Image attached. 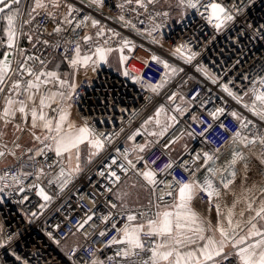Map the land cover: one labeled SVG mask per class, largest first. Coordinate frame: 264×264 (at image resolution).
<instances>
[{
	"label": "snow or ice",
	"instance_id": "snow-or-ice-1",
	"mask_svg": "<svg viewBox=\"0 0 264 264\" xmlns=\"http://www.w3.org/2000/svg\"><path fill=\"white\" fill-rule=\"evenodd\" d=\"M82 2L84 8L98 14L109 7L119 9L117 15L113 17L106 14L104 19H114L130 28L149 44L158 46L163 53L165 43L169 40L163 34V29L171 14L169 11H150L161 0H116L111 5L109 0ZM254 2L208 0L201 3V0H177L182 9L181 16L187 9H195L217 33L229 29L230 25L234 28L239 23L240 27L236 29L238 37H248L251 33L252 38L258 36L264 41V22L259 26L249 23L246 15V9ZM130 13L135 14L136 22L126 15ZM142 15L150 21L143 29L138 27L145 25V20L140 18ZM0 21L4 22L3 36L6 37L0 42V47L5 49L0 55V161L11 156L20 163L15 173L8 169L0 175V183L3 184L0 193L15 188L17 195L23 194L16 203L24 204L30 199L27 192L35 189L36 196L43 203L37 205L39 212L32 211L27 216L28 223L32 224L85 171L95 170L97 176L107 180V185H103L104 190L99 194L104 197L103 204L107 208V213L100 216L104 228L99 231V235L105 237L115 230L116 235L105 245L106 248L117 246L113 255L102 260L96 254L99 249H96L89 252V259H85L78 254L77 247L64 248L61 239L52 231L45 232L48 239L65 252L71 264H264V181L251 185L248 183L253 158L264 168V127H258L252 120H246L237 111L231 110L227 115L238 121L240 128L245 131L229 134L221 120L226 115L225 107L209 109L210 100L207 97H210L211 90L206 93L207 85L200 82V87L190 89V99L179 89L173 91L167 97L173 102L171 114L165 105L157 107L153 115L148 116L127 137L128 141H135L137 137L145 135L144 142L133 143L131 148L125 147L123 150L116 147L113 155L110 145L113 137L120 133L109 135L98 131L87 117L73 119L71 111L79 87L76 78L79 70L83 68L86 72L91 68L95 71L98 66L109 63L112 53H119L122 75L134 83L142 84L145 91L159 95L160 90L174 78L187 76L182 88L193 81L194 77L188 75L187 71L192 68L262 123L264 75H260L258 80H250L252 87L243 90V95L234 92L229 87L234 83L232 80L222 82L219 76L209 73L197 61L199 53L193 50L191 39L183 35L177 38L179 42L171 41L165 54L172 61H179L181 66L170 62L164 55L153 53L150 61H140V75H134L128 67V62L134 57L126 55L125 49L131 54L137 45L121 36L119 31L103 25L94 16L84 14V9L74 0H0ZM49 22L53 25L51 31H48ZM92 29H95L94 35L90 34ZM157 32L159 36L155 35ZM45 36L55 39L50 41ZM23 39H27L30 48L22 46ZM49 48L54 52L63 48L60 54L63 59L53 63L52 58L44 56L43 50ZM64 62L72 69L71 72L61 70ZM151 63L162 66L163 72L157 83L144 84L142 77L150 70ZM239 64L241 61L237 59L225 75ZM242 79L249 80V77L242 75ZM178 96L181 103L175 104ZM245 97H250V102ZM203 113H207L210 119L202 118ZM181 119L184 121L183 130L166 140L170 130L181 124ZM189 119L191 123H188ZM9 126L14 130L11 147L2 142ZM217 126L229 139L220 147L211 148L208 137ZM123 131L121 128L120 132ZM25 136L30 147L20 143ZM185 137L193 141L199 138L201 148L192 154L187 151L185 144L183 155H188L189 159H184L183 155L169 157L162 167H155L160 157L150 159L155 155L154 150L160 147L170 152ZM229 144L234 145L231 158L218 164L221 150ZM50 154H54L55 158ZM38 157H43V161L37 160ZM33 163L40 165L35 173L24 170ZM44 165L49 169L48 172H45ZM56 168L59 171L54 174L52 170ZM130 172L138 178L131 187L136 188L138 185L149 193L146 206L134 208L129 204L131 194L119 173L131 178ZM33 175L35 178L31 183L25 185L23 181ZM45 177H48L49 187L55 184L58 188L55 197L41 186ZM9 179L11 183H8ZM237 179L240 180L238 185ZM7 194L12 195L11 192ZM228 196L233 198L230 204L227 202ZM92 204L95 206L97 199H93ZM197 204L201 207L198 208ZM204 207L207 213L215 210L214 219L203 210ZM80 210L83 211L82 208ZM95 214L94 208L89 209L82 221L77 222L76 232L90 221L94 228L99 227L94 221ZM55 227L59 229L60 224ZM69 232L75 235L71 229ZM18 235L3 232V226H0V253L3 254L0 264H32L13 247ZM67 238L68 234H65L63 239Z\"/></svg>",
	"mask_w": 264,
	"mask_h": 264
},
{
	"label": "built area",
	"instance_id": "built-area-1",
	"mask_svg": "<svg viewBox=\"0 0 264 264\" xmlns=\"http://www.w3.org/2000/svg\"><path fill=\"white\" fill-rule=\"evenodd\" d=\"M28 2H31V0H28ZM74 2L84 9V14L94 16L99 19L103 25L119 31L121 36L127 37L137 45L131 54L125 49L126 55L134 57L128 62L129 70L134 75H140L139 69L142 67L140 61H150V57L153 53L164 55V58L169 59L170 62H174L177 66H181L179 61H172L171 57L165 55L171 41L177 40L181 35L191 39L193 50L199 53L197 61L202 63L208 69L209 73L219 76L222 82H226L227 80H232L234 82L229 85L234 92L243 95V90L252 87L249 82L250 80H258L260 75H264V41L260 40L258 36L252 38L251 33L248 37H238L236 29L240 27L239 23H237L234 28L230 25L229 29L217 33L205 19L201 18L200 13L195 9H187L183 17L174 19V14L172 15L168 8L163 9L158 6H156L155 9L150 8V11H169L171 14L170 19H168L163 29V34L168 37L169 40L165 43L162 53L158 46L149 44L141 36L136 35L130 28L122 26L115 22L114 19H104V15L106 14H110L114 17L119 13V9L109 7L105 8L102 14H98L92 9L84 8L82 0H74ZM115 2L116 0H109L110 5ZM206 2H208V0H201V3ZM218 2H223V0H218ZM201 11H203V9H201ZM126 15L129 18H133V21L136 22L134 20V13ZM246 15L249 23H256L257 26H259L260 23L264 22V0H255L254 4L246 9ZM140 18L145 20V25H138V27L143 29L150 21L147 16L142 15ZM52 27V23L49 22L48 31H51ZM25 30L27 31V26H25ZM90 34L94 35L95 29H92ZM155 35L159 36L160 33L157 32ZM44 38L50 41H54L55 39V37L49 36H45ZM177 42L179 41L177 40ZM21 43L23 47H31L27 39H23ZM115 46L116 44L113 42V47ZM40 47L43 49V45ZM145 49H148V51H145ZM61 53H63V48L55 52L50 48L43 50V55L52 58L53 62L63 59V57L60 56ZM71 54L72 49L70 47L69 55ZM237 59H240L241 64L236 65L233 71L225 75L226 70L229 69ZM63 64L68 67L67 62ZM187 71L188 75L194 77L192 82L181 88L183 80H186L187 76H183V78L176 77L170 84L160 90L159 95H157L151 91H145L142 84L134 83L131 79L124 77L120 70L107 64H102L98 66L95 71H92L90 75L83 76L78 80L79 87L74 97L73 107L71 109L72 114L74 118L79 116L87 117L90 122L96 126L98 131L106 132L109 135L120 133L118 136L113 137V143L110 145V151L115 155L116 147L123 150L125 147L131 148L133 143L144 142L145 135L137 137L135 141H128L127 137L138 129L148 116L153 115L157 107L163 104L169 109V114H171L170 108L173 106V102L169 101L167 97L171 95L173 91L179 89L181 93L186 95L187 99H190V95H188L190 89L194 86L200 87V82H203L207 85L205 92L207 93L209 89L211 90L210 97H207V100H210V102H208V108L214 109V107L218 106L225 107L226 115L221 117V120L228 128L229 134L235 133L238 130L242 133L245 131L240 128L238 121L234 120L230 115H227V112L231 110L237 111L246 120H252L258 127H264V123L260 122L251 112L245 110L242 105L237 104L218 87L204 80V76L201 73H195L192 68H188ZM162 72V66L151 63L150 70L142 77L144 84L157 83ZM242 75L248 76L249 80L242 79ZM177 99H179V96L176 98L175 104H178ZM245 100L250 102V97H245ZM202 118L210 119L207 117V113H203ZM188 123H191L190 119ZM183 126L184 121L181 119V124L174 130H170L169 136L165 139H172L179 135L183 130ZM121 128L124 129L123 132H120ZM197 131H199V129H197ZM186 139L188 138L185 137L182 141ZM228 139L229 137L226 136L218 126L208 137L211 148L220 147L228 141ZM198 140L199 138L197 141L191 140V142L188 143V152L195 154V150L201 148ZM233 147L234 145L229 144L227 148L222 149L220 159L217 163H219L224 154ZM256 150H259L258 144L256 145ZM185 151L186 149H183L179 154L174 156L171 155L170 152H166L158 147L154 150L155 155H152L150 159L160 157V160L155 166L159 168L162 167L164 163L168 162L169 157L178 158L180 155H183ZM162 152L163 155H161ZM17 155H20L19 150L17 151ZM50 155L53 156V159L55 158L54 154ZM183 158L189 159V156L183 155ZM24 159L26 160L27 157L25 156ZM37 160L42 162L43 157H38ZM198 163H202V161H198ZM251 163L254 170L250 178L258 174L264 177V168L259 165V161L253 158ZM139 166H142V164ZM38 167H40L39 164L33 163L30 166H26L24 170L35 173ZM19 168L20 163L16 161L7 165H0V175H3L4 171L8 169H10L12 173H15ZM44 170L45 172L49 171L46 165H44ZM52 171L55 174L59 169L56 168ZM119 174L124 181L127 179V177H124L123 173ZM176 174L179 176V172ZM130 175L133 176L131 172L129 173V176ZM133 177L136 180L138 179L135 176ZM34 178L35 176L33 175L23 182L27 185L31 183ZM47 179L48 177H45L42 180L41 186L46 189L48 194L55 197L58 188L55 184L49 187ZM8 183H11L10 179ZM103 185H107V180L97 176L95 170L90 172L85 171L69 185V190L66 191L64 195L56 198L53 204L45 210L44 214L32 224L28 223L27 216H30L32 211L39 212L37 205L43 203V201L36 196L35 189L27 192L30 199L24 204L16 203L23 194L17 195L15 188L6 189L5 193H0V226H3V232L19 233L13 243V247H16L18 254L26 256L31 260L32 264H71L65 252L48 239L45 235L46 231H52L58 239H61L64 248L70 249L72 247H77L78 254L81 257L89 259V252L99 249L96 254L100 259L104 260L107 256L114 254L117 246H112L111 248L105 247L107 241L110 240L112 236L116 235L115 230H111L105 237L99 235V231L104 228V225L100 222V216L102 213H107V208L103 204L104 197L99 195L104 190ZM2 186L3 184L0 183V187ZM93 189H95V191H93ZM7 192H11L12 195H8ZM69 192L71 194H69ZM93 199H97V204L95 206L92 204ZM147 204L148 201L145 206ZM81 208L83 211L80 210ZM93 208L96 213L94 221L99 227L94 228L90 221L83 229L76 232L75 226L77 222L82 221L84 214L88 212L89 209ZM212 212L215 213V210L213 209ZM122 222L123 221H121V223ZM56 224H60L59 229H56ZM69 229L75 232V235H72ZM65 234H68L67 240L63 239ZM86 235L87 239L85 238ZM2 255L3 254L0 253V258H2Z\"/></svg>",
	"mask_w": 264,
	"mask_h": 264
},
{
	"label": "crops",
	"instance_id": "crops-1",
	"mask_svg": "<svg viewBox=\"0 0 264 264\" xmlns=\"http://www.w3.org/2000/svg\"><path fill=\"white\" fill-rule=\"evenodd\" d=\"M165 1V0H161L160 4L162 5V2ZM4 40H6V37H4ZM3 41V40H2ZM56 62H59V61H54L53 63H56ZM63 66H61V70L62 71H65V72H71L72 69H70L69 67H67L66 65H64L63 63L61 64ZM117 70H120L119 69V53H112L110 56H109V63L107 64ZM52 66V65H51ZM92 73V70L91 68H89L86 72L83 68H81L77 74V80H79L81 77L83 76H86V75H90ZM72 118H74V116L72 115ZM13 128L11 126H9L7 129H6V132H7V135L4 136L3 138V141L2 142H6L8 144L9 147L12 146L11 144V141L14 139V132H13V136H12V140H10V131H12ZM14 131V130H13ZM15 135H19L18 133H16ZM20 143L22 145H26V146H31V144L28 142V137L25 136L21 141ZM232 149L231 148L230 150H228L224 156L221 158V160L219 161L218 164H222L224 163L227 159H230L231 158V152H232ZM175 156V155H174ZM8 160V162H6ZM14 160L11 156L7 157V159L5 161H0V165H7V164H10V163H13ZM250 165H251V168H250V172H249V176L252 174L253 170H254V167L252 165V163L250 162ZM251 177V176H250ZM264 181V177H262L261 175H254L252 178L249 179L248 183L249 185H251V183L253 182H257V183H260ZM240 183V180L237 179L236 181V184L238 185ZM232 197L231 196H228L227 197V202L230 204L231 201H232ZM145 205V204H144ZM131 207H138V206H131ZM197 207H201L199 204H197ZM206 213H207V209L206 207H204L203 209ZM211 218L214 219L215 217V213L211 212V213H207Z\"/></svg>",
	"mask_w": 264,
	"mask_h": 264
},
{
	"label": "rangeland",
	"instance_id": "rangeland-1",
	"mask_svg": "<svg viewBox=\"0 0 264 264\" xmlns=\"http://www.w3.org/2000/svg\"><path fill=\"white\" fill-rule=\"evenodd\" d=\"M158 7L161 8H168V10H172V15L174 14V19L177 18H181L183 16H181V12L182 9L178 6L177 1L176 0H167V2L163 1L162 5L160 3L157 4ZM51 67V65H50ZM178 104L181 103L180 99H177ZM13 130L10 131V140H12V136H13ZM148 139H152L151 137H148ZM191 142V139L188 138L185 141H180L178 144L173 146V150L170 151L171 155H177L179 154L184 148V145ZM8 162V160L6 161ZM128 178L125 180L127 187V190L130 192V198H129V204L130 206H141L147 203L148 201V193L146 191H143L139 188V186L137 185L136 188H132L131 185L133 183H136V179H134V177L132 175H130Z\"/></svg>",
	"mask_w": 264,
	"mask_h": 264
},
{
	"label": "trees",
	"instance_id": "trees-1",
	"mask_svg": "<svg viewBox=\"0 0 264 264\" xmlns=\"http://www.w3.org/2000/svg\"><path fill=\"white\" fill-rule=\"evenodd\" d=\"M172 13V10H169ZM3 21H0V42H2V40H4V36H3ZM4 51V47H0V55H2V52ZM63 66V65H61Z\"/></svg>",
	"mask_w": 264,
	"mask_h": 264
}]
</instances>
